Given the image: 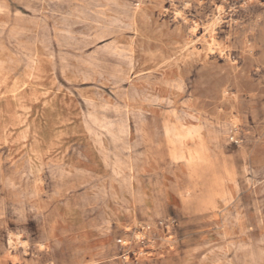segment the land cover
<instances>
[{
  "label": "rangeland",
  "instance_id": "374dc122",
  "mask_svg": "<svg viewBox=\"0 0 264 264\" xmlns=\"http://www.w3.org/2000/svg\"><path fill=\"white\" fill-rule=\"evenodd\" d=\"M243 263L264 0H0V264Z\"/></svg>",
  "mask_w": 264,
  "mask_h": 264
},
{
  "label": "bare ground",
  "instance_id": "6f19581e",
  "mask_svg": "<svg viewBox=\"0 0 264 264\" xmlns=\"http://www.w3.org/2000/svg\"><path fill=\"white\" fill-rule=\"evenodd\" d=\"M138 6V5H137ZM223 12V11H222ZM179 14V13H178ZM135 17V16H134ZM147 17V16H146ZM220 17V16H219ZM228 20V19H227ZM218 22H219V20H218ZM136 23V22H135ZM203 25V24H202ZM212 33V32H211ZM210 33V34H211ZM136 34V33H135ZM210 36V35H209ZM212 40H213V38H212ZM138 41V40H137ZM139 43V42H138ZM215 47V46H214ZM143 49V48H142ZM250 50V49H249ZM181 51V50H180ZM252 51V50H251ZM183 52V51H182ZM181 52V53H182ZM192 52V51H191ZM37 53V52H36ZM36 56V55H35ZM203 58V57H202ZM162 59H164V57L162 58ZM173 59H171V61H172ZM167 63V62H166ZM174 63H175V61H174ZM40 65V64H39ZM188 65V64H187ZM178 66V65H177ZM179 67V66H178ZM38 68V67H37ZM41 68V67H40ZM183 71H184V69H183ZM132 72V71H131ZM130 72V73H131ZM41 77V76H40ZM71 77V76H70ZM134 77V76H133ZM3 78V77H2ZM6 81V80H5ZM29 81H30V79H29ZM36 81V80H35ZM25 84V83H24ZM23 89V88H22ZM16 90V89H15ZM237 95V94H236ZM236 95H235V97H236ZM238 98V97H237ZM131 147V146H130ZM41 165V164H40ZM33 168H35V167H33ZM36 169H37V167H36ZM40 171V170H39ZM42 171H43V169H42ZM41 172V171H40ZM132 176H133V174H132ZM96 182V181H95ZM94 184V183H93ZM36 187V186H35ZM133 188V187H132ZM134 195V194H133ZM134 198V197H133ZM150 198V197H149ZM243 208V207H242ZM135 209V208H134ZM145 209V208H144ZM147 211V210H146ZM145 211V212H146ZM135 214V213H134ZM229 215V214H228ZM243 215V214H242ZM148 216V215H147ZM146 216V217H147ZM226 216V215H225ZM225 218V217H224ZM147 219H149V218H147ZM133 222V221H132ZM238 223V222H237ZM10 239V238H9ZM12 240V239H11ZM11 244V243H10ZM12 245V244H11ZM236 250V249H235ZM111 255V254H110ZM112 256V255H111ZM110 258V257H109ZM244 258H245V256H244ZM243 260V259H242ZM240 261V260H239ZM240 263H241V261H240ZM243 264H245V263H243Z\"/></svg>",
  "mask_w": 264,
  "mask_h": 264
}]
</instances>
